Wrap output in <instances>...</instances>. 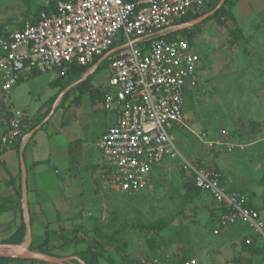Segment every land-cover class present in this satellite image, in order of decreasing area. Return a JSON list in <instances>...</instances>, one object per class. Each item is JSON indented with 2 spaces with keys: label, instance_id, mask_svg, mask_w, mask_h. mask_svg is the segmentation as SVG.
Segmentation results:
<instances>
[{
  "label": "rangeland",
  "instance_id": "1",
  "mask_svg": "<svg viewBox=\"0 0 264 264\" xmlns=\"http://www.w3.org/2000/svg\"><path fill=\"white\" fill-rule=\"evenodd\" d=\"M220 1L210 0L200 9L205 14ZM50 2L0 0V28H19L23 18ZM227 2L234 20H225L226 26L216 18L205 20L212 14L189 26L192 47L199 56L198 80L185 100L184 125L172 132L182 157L216 166L224 185L243 193L264 218V0ZM228 28L240 29L244 38L230 41ZM105 66L101 63L92 73L93 87L101 88L106 83L109 75ZM64 71L65 67L19 80L10 92V102L0 93V126L14 111L42 117L38 109L50 108V99L63 90L62 85L49 82ZM79 82L80 77L67 87L60 107L50 110L52 117L36 133L39 138L49 130L59 131L61 120L72 112L75 121H70L68 129L73 128L87 142L85 153L76 160L82 159L83 165L73 168L74 179H81L75 180L80 187L74 182L80 194L63 201L56 223V205L44 203L49 216L39 217L32 225L33 244L43 240L47 221V247L58 255L55 257L73 256L88 248L101 254L97 264H264L262 238L241 223L218 224L209 195L194 187L179 159H165L140 192L121 193L99 187L94 161L100 153L95 136L113 113L102 108L101 95L92 101L84 94L75 101L78 91L73 86ZM65 108L71 110L64 112ZM227 142L234 146L230 152L225 148ZM4 178L0 180V240L9 237L20 221L15 209L11 212V205L19 207V202L5 194L10 178ZM25 219L29 224L26 209ZM157 222L165 226L157 229ZM26 240L27 236L17 245ZM29 248L37 251L31 242ZM0 256L12 257L7 253ZM154 258L157 263H153ZM41 262L27 260L22 264H54ZM63 264L80 263L69 260Z\"/></svg>",
  "mask_w": 264,
  "mask_h": 264
},
{
  "label": "built area",
  "instance_id": "2",
  "mask_svg": "<svg viewBox=\"0 0 264 264\" xmlns=\"http://www.w3.org/2000/svg\"><path fill=\"white\" fill-rule=\"evenodd\" d=\"M207 1L55 0L47 10L23 18L19 28L0 30V93L10 102L12 89L32 71L76 64L91 73L104 62L109 76L100 103L117 120L95 141L99 187L140 192L165 159H179L195 186L214 202L218 224L241 223L264 241V218L256 207L243 193L227 190L214 166L182 157L174 142L172 130L185 121L184 97L198 80L199 56L186 38L166 36ZM28 120L14 111L4 122L0 153L25 146L31 136L25 131ZM233 147L225 143L228 152Z\"/></svg>",
  "mask_w": 264,
  "mask_h": 264
},
{
  "label": "crops",
  "instance_id": "3",
  "mask_svg": "<svg viewBox=\"0 0 264 264\" xmlns=\"http://www.w3.org/2000/svg\"><path fill=\"white\" fill-rule=\"evenodd\" d=\"M88 73L87 72L83 73V75L80 77V80H82V78ZM58 76L59 74H57V77ZM67 89L68 88L66 87L65 89L62 90L61 94L57 93L52 97V99H50V104H51L50 108L40 107L38 109L39 114L44 115L40 121L41 124L44 123L45 125L46 122L52 117L53 112L51 111L50 113L51 109L55 110L58 107H60L61 104L60 102H62L61 98ZM59 99L60 102L57 105H55ZM63 110L64 112H66V111H70L71 108H65ZM70 114L71 115L66 116L63 120H61L62 125L59 127V131L57 130L53 132L49 130L48 133H43L42 136L38 138L36 132L41 124H37L31 130L32 136L31 138L29 137L27 145L24 150L23 148L22 149L19 148L17 150L16 147H11L0 153V180L5 179L4 175H8L10 178L9 181L10 186L8 187V190L5 189L6 190L5 194L11 197L12 200H16L19 202V207L16 204L11 205L13 206V208H11L12 210L11 212L13 213L14 212L13 210L15 209L17 216L20 218L17 227L21 222V217H23V221L25 223L24 238L26 236L25 209L28 211V217L31 218V224L30 221L28 224L30 229V236H31V227L37 221V219L39 217L49 216L47 213V208L44 205V203L51 202L52 204L56 205L54 206L55 214L53 215V217L56 218L54 223H56L57 217L59 216L58 214L59 212H61L60 209L63 207V201H66L68 198H70L71 195L78 196L80 194V190L76 187V185H74V182L77 184L79 183L78 186L80 187V182H77L75 180H81V179L77 177H76L77 179L76 178L74 179L73 168L81 167L78 166L80 164L83 165L84 162L82 159L77 163L76 160L82 157L83 154L85 153L87 142L86 139H82L81 137H79L78 132H74L73 128H71V130L68 129L69 127L68 124L70 123V121L71 120L75 121L72 112ZM32 117L35 116L28 117L29 120ZM110 117L111 119L109 123L106 126H104L103 129L95 136L96 139L108 126L116 123L117 120L116 115L112 114ZM29 120L27 124L28 128L32 124V123L30 124ZM4 130H5V123L2 126H0V137L3 134ZM25 131L28 130L25 129ZM44 137L46 138L44 139ZM76 141H78V143H74ZM20 154L23 159L25 174L21 168ZM99 159H100V154L98 155V159L94 161L96 165ZM23 182H25V193L22 196ZM14 188L20 189V196H18V194L15 193ZM11 191L13 196H11ZM49 225L50 223L46 221V223L43 225L44 231L46 230V227H49ZM16 229L11 231V234ZM49 229L50 228H47V230ZM44 231H43V240H44ZM43 240L39 244H33L31 238L30 242L33 245L38 246L43 242ZM27 260L28 259L22 261L20 264L25 263Z\"/></svg>",
  "mask_w": 264,
  "mask_h": 264
},
{
  "label": "trees",
  "instance_id": "4",
  "mask_svg": "<svg viewBox=\"0 0 264 264\" xmlns=\"http://www.w3.org/2000/svg\"><path fill=\"white\" fill-rule=\"evenodd\" d=\"M209 1H207L206 3H208ZM54 2H55V0H51L49 5H46L45 7L40 8L39 10L35 11L34 13H37L40 10H47L48 8H50L53 5ZM227 4H228V2H227V0H225L221 4V6L218 9H216V11L212 15L208 16L205 20L216 18L220 25L226 26L225 20H227V19L228 20H234V16H233L231 10L226 8ZM203 14H204V12L201 11V9L195 10L194 12H189L181 18V20L178 22V24L180 25V24L188 23L190 21L197 19L198 17L202 16ZM2 29L3 28H0V30H2ZM190 30H191L190 27L189 28L184 27V28H181V29L173 32V33H169L166 37L169 39L175 38V37L186 38L189 41V43L192 45V43H193L192 37H191L192 33ZM228 35L230 37V41H233V42H236V41L244 38L243 33L238 28H232V29L228 28ZM96 60H98V58L95 59V61ZM97 68H98V66L96 67L95 70H93L90 74H88L84 79L80 80L79 83H77L75 86H73V87H76V89L78 91V94L76 96L77 98H75V101H78L81 98V96H83L84 94H87L89 99L92 101H95V98L97 96L101 95V88H96V87H93L91 85V75L94 71L97 70ZM87 69H88V66H80V65H76V64L66 65L65 71H64L65 74H62V73L59 74V76L56 79L49 82V85H52V86L62 85L61 88L65 89L71 83H73L75 80H77L79 77H81L83 75V73L87 71ZM38 74H40V73H38L36 71H32L30 74H28V76H33V75H38ZM23 78L24 77H21L20 80ZM191 92H189L185 95V97H184L185 100L188 97V95H190ZM66 93H67V91L63 94L61 101H63V98L66 96ZM60 103L62 104V102H60ZM43 116L44 115H42V117H40V118H36V117L30 118L29 122H30V124L31 123L32 124L30 125V127L27 130L31 131L37 124L40 123ZM43 124H41L38 129H40L43 126ZM31 136H30V138H31ZM74 143H78V141H76ZM26 145H27V143L23 147V150L25 149ZM16 148H17V150L19 149V144H17ZM202 165H204V164H202ZM214 167L220 172V170L216 166H214ZM190 178H191L190 180H191L192 184L194 185V187H196L194 184L193 178L192 177H190ZM220 181L224 185L222 173H221ZM226 188L229 191L234 190V189H231L228 187H226ZM197 189L200 190L199 188H197ZM14 190H15V193L18 194V196H20V189L14 188ZM210 200H211V198H210ZM211 202L214 204V202L212 200H211ZM247 204L253 205L251 202H249L248 199H247ZM0 209H1V207H0ZM256 209L258 210L257 207H256ZM215 210H216V208H215ZM216 213H217V210H216ZM30 224H31V218H30ZM164 226L165 225L162 222H157V229H162ZM153 227H154V225L151 226L150 229H152ZM24 235H25V223L23 221V217H21V222H20L19 226L17 227V229L12 234H10L9 237L0 240V243L9 244V245L20 244L24 239ZM60 238H61V240L63 239L62 235H60ZM48 243H49V238H48V233H47V229H46L44 231L43 242L38 246H35L31 243V246L32 247L34 246V250L48 254L50 256H56L53 253H51V250L47 247ZM62 244H63V242H62ZM74 255L77 256L82 261H84L86 264H97L98 259L101 257V254L98 251H95L93 249H88V248L82 249V250L74 253ZM24 260H26V259H22V258H18V257L0 256V264H20ZM30 261L36 262L37 260H30Z\"/></svg>",
  "mask_w": 264,
  "mask_h": 264
},
{
  "label": "water",
  "instance_id": "5",
  "mask_svg": "<svg viewBox=\"0 0 264 264\" xmlns=\"http://www.w3.org/2000/svg\"><path fill=\"white\" fill-rule=\"evenodd\" d=\"M222 1L223 0H221L220 3L211 11L203 14L202 16L198 17L197 19H195L193 21L182 24L181 28L189 27L190 25L206 18L208 15L213 14L216 11V9L221 6ZM88 74H86L82 79H84ZM20 164H21V168L25 174V169H24V164H23V159L21 157V154H20ZM24 193H25V182H23L22 196L24 195ZM26 236H27V240L21 245L0 244V247H3V248L4 247H16V248H18L17 253L9 254L12 257H18V258H23V259H28V260H38V261L47 262V263H54V264H61V263L67 262L69 260H76L80 264H85L81 259H79L76 256L55 257V256H50V255L42 253V252L30 250L29 244L31 241V236H30L29 225L27 223H26Z\"/></svg>",
  "mask_w": 264,
  "mask_h": 264
},
{
  "label": "bare ground",
  "instance_id": "6",
  "mask_svg": "<svg viewBox=\"0 0 264 264\" xmlns=\"http://www.w3.org/2000/svg\"><path fill=\"white\" fill-rule=\"evenodd\" d=\"M18 252L16 247H0V253L15 254Z\"/></svg>",
  "mask_w": 264,
  "mask_h": 264
}]
</instances>
